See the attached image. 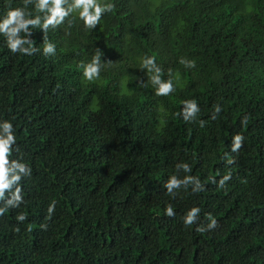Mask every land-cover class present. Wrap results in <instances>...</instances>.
<instances>
[{
	"label": "trees",
	"instance_id": "16d2710c",
	"mask_svg": "<svg viewBox=\"0 0 264 264\" xmlns=\"http://www.w3.org/2000/svg\"><path fill=\"white\" fill-rule=\"evenodd\" d=\"M98 2L113 8L95 27L73 12L45 29L36 0H0V21L16 8L40 16L27 32H0L9 165L31 169L5 190L10 199L19 183L23 202L0 214V264H264V0ZM9 37L36 51L13 54ZM98 52L87 81L82 65ZM148 56L172 80L168 95H156ZM189 100L199 112L186 121ZM173 175L194 179L170 194Z\"/></svg>",
	"mask_w": 264,
	"mask_h": 264
},
{
	"label": "clouds",
	"instance_id": "9594fccd",
	"mask_svg": "<svg viewBox=\"0 0 264 264\" xmlns=\"http://www.w3.org/2000/svg\"><path fill=\"white\" fill-rule=\"evenodd\" d=\"M67 3V0H36V9L40 12L50 13L46 15L43 21V27L47 29L49 25L55 26L60 25L64 18L70 13L77 12L79 17L83 20L85 27L93 28L100 21L101 14L105 11H110L113 5L109 3H99L98 0H73L71 4H68L65 8L63 5ZM15 24L16 26L9 29V25ZM33 26L40 24V16L35 18H28L26 13L19 8L9 10L6 17L0 21V32L7 33L10 31L12 35H15L20 29L27 32L28 25ZM28 44L27 39H12L9 37L7 47L13 53L31 54L36 51V49L29 45L28 47H23L22 45ZM19 50V51H18ZM43 52L45 55L55 53V45L52 43L45 42ZM179 63L184 65L186 68L195 67V62L186 60L183 57L180 58ZM83 78L87 81H92L96 79L100 74L101 64H100V54L99 52L92 57L91 61L83 64ZM142 67L148 68V72L152 73L150 79L154 86H156V95H168L173 91L172 80L162 81L160 77L161 69L156 65L155 58L148 56L142 60ZM185 108L182 109L183 118L187 121L194 117L196 113L199 112V108L195 100L185 101ZM220 107L215 106V112L218 113ZM215 118V114L213 115ZM204 122L200 121L201 127H203ZM0 129L3 130V135H0V201H3V206H0V214L4 213L8 207H18L22 202L23 198L21 196V189L19 183L15 188L14 193L11 194L10 199H5V190L10 188V185L14 182H19L22 176H28L31 173V169L26 166L24 162H19L17 160H12L11 165H9L8 156L12 151V146L16 143V136L13 132V125L10 121L0 122ZM242 136L237 134L233 137L232 151H237L242 145ZM231 163V161H229ZM177 169H183L185 172L190 171L189 166L186 163H181L176 165ZM14 172L9 179V173ZM193 177L186 176L183 180L177 179L175 175L171 176L169 180L163 185L170 194H173V189H179L181 185H187L193 182ZM228 176H224L220 184L222 185L224 181L228 180ZM197 185L194 190H199L200 183L198 180L195 181ZM51 211V208L49 209ZM199 213L198 208H192L184 216V223L186 225H192L195 221L197 214ZM165 214L169 217L174 215L172 207H167ZM17 221L26 220V215L21 213L16 216ZM210 222L208 228L211 229L215 227L216 221L214 218H209ZM200 230V229H198Z\"/></svg>",
	"mask_w": 264,
	"mask_h": 264
}]
</instances>
